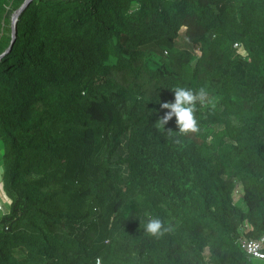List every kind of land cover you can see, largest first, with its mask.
I'll return each instance as SVG.
<instances>
[{
    "label": "trees",
    "instance_id": "1",
    "mask_svg": "<svg viewBox=\"0 0 264 264\" xmlns=\"http://www.w3.org/2000/svg\"><path fill=\"white\" fill-rule=\"evenodd\" d=\"M24 2L0 0V55ZM16 27L0 264H252L239 237L264 234V0H34ZM176 86L215 102L196 133L157 127ZM150 217L172 230L148 234Z\"/></svg>",
    "mask_w": 264,
    "mask_h": 264
},
{
    "label": "clouds",
    "instance_id": "2",
    "mask_svg": "<svg viewBox=\"0 0 264 264\" xmlns=\"http://www.w3.org/2000/svg\"><path fill=\"white\" fill-rule=\"evenodd\" d=\"M173 91L175 97L174 102L161 104V107L168 111L158 119L157 127L163 128L175 117L180 135L198 132L199 121L196 117L197 105L199 104L201 107L211 105L214 108V100L209 98V93L203 87L194 90L185 86H176L173 88ZM144 227L146 232L153 236H162L165 232L172 230L171 226H165L161 219L152 217L148 219ZM247 251L252 259V264H264V248L260 246L249 247ZM98 264H101V259Z\"/></svg>",
    "mask_w": 264,
    "mask_h": 264
},
{
    "label": "rangeland",
    "instance_id": "3",
    "mask_svg": "<svg viewBox=\"0 0 264 264\" xmlns=\"http://www.w3.org/2000/svg\"><path fill=\"white\" fill-rule=\"evenodd\" d=\"M3 145L2 142H0V201L3 203V210H0V215L1 213H5L9 211L10 207V199L6 195L5 190L3 188V182H2V171H3V164H2V154H3ZM235 201L236 202H241V196H242V188L238 186V188L235 191Z\"/></svg>",
    "mask_w": 264,
    "mask_h": 264
},
{
    "label": "built area",
    "instance_id": "4",
    "mask_svg": "<svg viewBox=\"0 0 264 264\" xmlns=\"http://www.w3.org/2000/svg\"><path fill=\"white\" fill-rule=\"evenodd\" d=\"M235 46L238 47L239 44L236 43ZM0 210H3V203L1 201H0ZM248 227L249 226L246 224V226H242L240 228V230H241V236L239 237L240 245L246 251L247 254H248V251L247 250H248L249 247L260 246L261 248H264V234L261 235L259 238H248V237H246L244 235V231ZM248 256H249V254H248ZM97 261H98V263H100V258H98Z\"/></svg>",
    "mask_w": 264,
    "mask_h": 264
},
{
    "label": "water",
    "instance_id": "5",
    "mask_svg": "<svg viewBox=\"0 0 264 264\" xmlns=\"http://www.w3.org/2000/svg\"><path fill=\"white\" fill-rule=\"evenodd\" d=\"M34 0H25V2L23 3V5L18 9L15 10L13 12V16H12V40L10 43V46L7 48V50L5 52H3L0 55V58L8 51L11 50V47L13 46L15 40H16V34H17V22H18V16L19 14L25 9L27 8Z\"/></svg>",
    "mask_w": 264,
    "mask_h": 264
}]
</instances>
